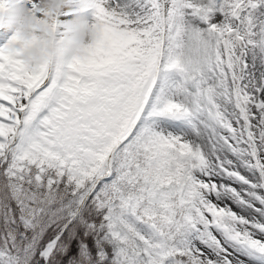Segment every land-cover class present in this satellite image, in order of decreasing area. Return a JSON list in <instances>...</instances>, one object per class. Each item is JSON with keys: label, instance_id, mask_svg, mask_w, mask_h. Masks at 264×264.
<instances>
[{"label": "snow or ice", "instance_id": "snow-or-ice-1", "mask_svg": "<svg viewBox=\"0 0 264 264\" xmlns=\"http://www.w3.org/2000/svg\"><path fill=\"white\" fill-rule=\"evenodd\" d=\"M0 264H264V0H0Z\"/></svg>", "mask_w": 264, "mask_h": 264}, {"label": "clouds", "instance_id": "clouds-1", "mask_svg": "<svg viewBox=\"0 0 264 264\" xmlns=\"http://www.w3.org/2000/svg\"><path fill=\"white\" fill-rule=\"evenodd\" d=\"M23 14H24L23 7L18 8L15 5H13L11 12L7 14L6 18L11 20V19H15V18H17Z\"/></svg>", "mask_w": 264, "mask_h": 264}]
</instances>
